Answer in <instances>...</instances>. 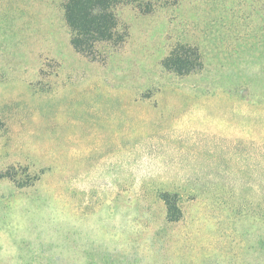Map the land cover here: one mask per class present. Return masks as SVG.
I'll use <instances>...</instances> for the list:
<instances>
[{"label": "rangeland", "instance_id": "374dc122", "mask_svg": "<svg viewBox=\"0 0 264 264\" xmlns=\"http://www.w3.org/2000/svg\"><path fill=\"white\" fill-rule=\"evenodd\" d=\"M60 1L0 0V264H264V0L128 4L94 57Z\"/></svg>", "mask_w": 264, "mask_h": 264}, {"label": "trees", "instance_id": "16d2710c", "mask_svg": "<svg viewBox=\"0 0 264 264\" xmlns=\"http://www.w3.org/2000/svg\"><path fill=\"white\" fill-rule=\"evenodd\" d=\"M128 4H135L146 13L154 9L151 0H61L63 19L70 30L74 49L94 57L102 45L112 48L123 45L129 38L130 27L123 22L121 9ZM198 51L196 46L177 43L162 60V65L181 76L193 73L201 62ZM162 198L168 219L180 220L182 211L177 194L165 192Z\"/></svg>", "mask_w": 264, "mask_h": 264}]
</instances>
